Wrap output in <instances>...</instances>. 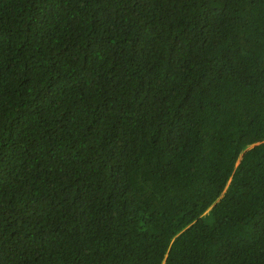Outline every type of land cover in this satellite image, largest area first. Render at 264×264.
Here are the masks:
<instances>
[{
	"label": "trees",
	"instance_id": "1",
	"mask_svg": "<svg viewBox=\"0 0 264 264\" xmlns=\"http://www.w3.org/2000/svg\"><path fill=\"white\" fill-rule=\"evenodd\" d=\"M0 264H264V0H0Z\"/></svg>",
	"mask_w": 264,
	"mask_h": 264
}]
</instances>
